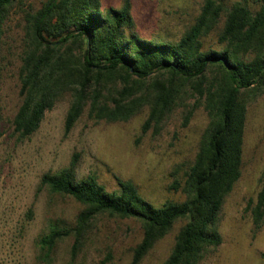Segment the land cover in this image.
Here are the masks:
<instances>
[{"label": "trees", "instance_id": "1", "mask_svg": "<svg viewBox=\"0 0 264 264\" xmlns=\"http://www.w3.org/2000/svg\"><path fill=\"white\" fill-rule=\"evenodd\" d=\"M16 1L0 0V121L2 54ZM23 17L21 103L12 120L21 138L33 135L65 94L72 98L66 133L87 106L91 118L108 122L128 121L148 108L143 133L150 128L159 133L179 107L187 109L184 126L200 106L209 118L194 160L183 179L172 183L184 195L182 201L156 205L132 180L119 177L118 190L109 191L95 175L78 179L75 160L58 172L44 173L41 186L72 196L84 208L74 226L50 224L39 240L43 258H50L59 240L74 234L69 262L74 264L92 222L108 214L141 222L143 237L132 247L129 264H140L178 221L185 223L161 264H198L223 242L218 221L242 175L248 105L264 90V0H204L194 23L176 42L139 36L132 0L105 10L101 0H46L39 8L24 10ZM214 31L219 49H206L204 38ZM191 98L196 100L192 104ZM250 209L257 231L264 223V178ZM28 216L33 218V208Z\"/></svg>", "mask_w": 264, "mask_h": 264}, {"label": "rangeland", "instance_id": "2", "mask_svg": "<svg viewBox=\"0 0 264 264\" xmlns=\"http://www.w3.org/2000/svg\"><path fill=\"white\" fill-rule=\"evenodd\" d=\"M45 1L17 0L6 27L0 121V264H69L71 260L74 234L59 240L48 259L42 256L39 240L55 221L74 226L84 205L72 196L41 186L44 173L58 172L75 160L78 179L95 175L109 191L118 190L119 177L132 180L156 205L167 200L182 201L184 195L175 191L172 183L176 178L183 179L209 123L207 112L200 106L184 126L187 109L179 107L159 133L154 128L143 133L148 108L128 121L108 122L91 118L87 106L66 133L65 119L72 98L65 94L46 113L39 129L21 138L12 120L21 103L23 15L24 10L39 8ZM123 2L101 0L104 10L110 6L120 8ZM203 3L204 0H132L134 30L145 39L176 42L194 23ZM204 44L206 49H219L217 31L205 37ZM195 101L188 99L190 104ZM263 178L264 90L248 105L242 175L226 197L218 221L223 242L209 250L198 264H264V223L254 231L250 209ZM31 208L34 216L29 219ZM184 223H175L140 264H161ZM142 237L139 220L100 214L86 232L74 264H129L132 247Z\"/></svg>", "mask_w": 264, "mask_h": 264}]
</instances>
